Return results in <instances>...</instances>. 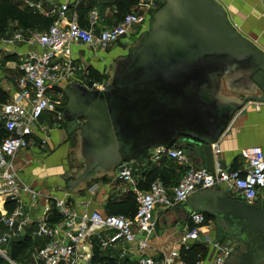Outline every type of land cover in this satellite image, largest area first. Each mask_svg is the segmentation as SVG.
Segmentation results:
<instances>
[{"label":"water","instance_id":"95a60500","mask_svg":"<svg viewBox=\"0 0 264 264\" xmlns=\"http://www.w3.org/2000/svg\"><path fill=\"white\" fill-rule=\"evenodd\" d=\"M236 74L253 83L241 101L221 94ZM255 90L259 94L251 95ZM64 92L54 127L61 140L76 135L81 167L65 190L132 168L137 157L159 147L181 148L195 167L212 169L213 146L234 116L248 101H264V51L238 31L217 0H163L113 63L102 90L71 81ZM193 211L209 214L223 236L238 241L224 264H264L263 201L249 204L219 187L204 189L167 217L185 223Z\"/></svg>","mask_w":264,"mask_h":264},{"label":"built area","instance_id":"2783aa9c","mask_svg":"<svg viewBox=\"0 0 264 264\" xmlns=\"http://www.w3.org/2000/svg\"><path fill=\"white\" fill-rule=\"evenodd\" d=\"M160 1L162 0H137V7L124 14L119 23L102 29L98 34L93 29L98 21L96 10L90 12L89 27L85 28L75 16L70 15L69 1L53 5L47 10L42 8L41 2L25 3L29 9L41 12L45 17L53 18V21L46 30L36 31L27 38L29 44L38 46L40 50L29 51L21 61L19 90L12 100L4 102L0 107V126L4 132L0 137V207L5 209L8 199L16 203L11 210L5 209L0 215V224L6 228L0 233V259L3 263L21 264L10 255L6 247L24 235L25 226L32 221L23 194L28 195L30 205H34L41 195L37 189L21 182L13 158L30 143L28 135L32 133L44 111H53L57 117L60 114L57 107L63 105L61 97L64 87L74 78L72 46L81 43L105 48L130 33L140 35L147 29ZM14 39L25 38L17 33L14 38L4 41L6 45H10ZM105 83L93 81L87 87L102 90ZM48 90L55 92L48 94ZM213 147L215 154H218L217 145ZM154 150L155 153L151 155L154 160L166 154L180 165L189 164V159L181 148L159 147ZM240 155L245 161L242 170L226 168L218 160L212 169L188 166L172 187L171 195L167 193L164 182L155 179L147 190L136 192L137 208L132 216L104 214L99 210L80 213L70 208L66 202L56 200L54 206L59 220L50 222L49 217L54 211L52 212V206L45 203L39 212L35 234L47 239L33 253L36 264H91L95 246L105 249L116 243L129 244L128 247L121 248L122 255H133L138 258L139 264H185L180 259L181 248H188L200 240L212 251L208 264H224L237 247L238 241L229 236L225 240L212 239L208 235L202 238V226L209 228L212 224L210 221L206 222L204 213L199 211L190 213L191 225L184 230L179 247H173L169 251L162 250L157 259L145 256L144 251L155 231L154 212L158 204L171 207L186 202L197 191L217 187L226 193L242 197L249 204L264 202L263 148L258 145L246 146L240 150ZM116 178L135 184L132 168L118 171ZM194 264H203V261Z\"/></svg>","mask_w":264,"mask_h":264},{"label":"crops","instance_id":"0c3cea01","mask_svg":"<svg viewBox=\"0 0 264 264\" xmlns=\"http://www.w3.org/2000/svg\"><path fill=\"white\" fill-rule=\"evenodd\" d=\"M27 1L34 3L41 2L44 10L51 8L53 5L69 1L70 15L75 16L79 24L85 28L89 27L90 12L96 10L98 12V21L93 27L96 34L104 28L116 25L120 22L124 14L137 7V1L127 6L124 0H21L19 2L21 6L27 7L25 4ZM217 1L224 7L229 20L238 31L252 40L259 49L264 51V0ZM31 10L38 12L33 9ZM27 31L31 35L40 30L28 29ZM28 32H25V36L20 32H15L8 39L14 38L17 33H20L25 39H14L10 45H6L5 43L6 48H9L7 55L9 59H4L6 61L5 66L7 67V64H9L17 68L15 71L14 69L8 70L7 75L13 76L11 80L5 79L4 76L6 73L3 76V73L0 71V80L3 78V83L0 84V88L8 94L6 102L12 100L19 90L18 79L22 74L20 69L21 61L29 51L40 50L38 46L28 43L27 38L30 36H27ZM138 37V33H130L125 38L105 48L97 45L75 43L72 46L73 65L75 67L72 81H77L87 86L93 82V79L88 76L89 73L96 71L102 76V81L106 82V74L108 73L110 63L116 56L122 54L124 48L127 50L129 43ZM5 66L4 68H6ZM227 81L228 83H225V81L223 83L221 94L235 101H241L242 97L249 95L248 92H251L253 88V83L247 80L243 74H236L232 78H228ZM253 94H259V92L255 90L252 91L251 95ZM62 95V98L64 97L65 99L63 104H65L67 95L64 91ZM2 104L0 103V107ZM49 112L53 111H44L38 118L32 133L28 135L30 143L27 147L21 149L13 158V164L21 182L37 189L41 194L34 205H30L28 203V195L23 194L24 199L28 203H26V209H29L32 221L25 226V234L16 240L29 236L33 241V246L17 259L21 264H36L33 253L46 242L47 238L35 234L38 226L39 212L45 203L52 206V212L54 211L53 215L49 217L50 222H54L56 216L59 217L54 206L56 200L66 202L70 208L80 213H90L94 210H99L104 214H111L112 209H121V205L128 204L130 196H133L136 203V192L149 188L151 174L156 175L157 179H163L165 181L164 184L167 187V193L171 195L172 187L179 181L186 168L188 166H194L190 161L189 164L180 165L174 158L166 154L154 160L151 158V155L155 153V150H147L132 162V174L135 184L116 178L118 173L116 171L114 176L93 178L73 191L65 190L68 180L71 177L74 178L81 167L78 166L77 158L75 153H73L74 140L70 137L61 140L63 136L62 131L54 127L55 122L52 123L48 116L44 117L50 115ZM3 133V129L0 126V137ZM216 145L219 148V153L215 154L214 152L213 165L218 160L222 166L229 169L242 170L245 167V161L240 155V150L243 147L258 145L264 150V101H248L243 105ZM75 167H79V169L77 170ZM6 204H8L7 206L13 207L16 205L10 199L6 201ZM6 204L5 209L11 210L7 208ZM180 205L181 203L174 204L171 207H166L161 204L156 206L154 212L156 227L149 239V246L144 251L145 256H151L157 259L160 257L162 250L169 251L173 247L180 246L179 241L184 230L191 225L190 217L188 216L185 223H181L180 221L170 222L167 217L169 211ZM5 209L0 207V215ZM161 217L164 218L163 226L160 225ZM209 221L212 224L211 227L207 228L203 225L201 228L202 238L208 235L210 238L216 239L215 236L218 233L220 235L219 239L225 240L226 238H224L222 230L216 227L215 220L212 219ZM159 228H162L161 230L163 231H168L165 234L160 233L158 235L157 230ZM5 229L0 224V233ZM151 239L155 240L154 244H152ZM168 239L171 243L170 247H161L160 243ZM195 243L202 244L207 248V256L201 261H203V264H208L212 251L208 249L202 240L192 244ZM128 246L129 244L126 243H116V245L103 249V252L105 255L113 257L116 264H118L120 258L122 259L121 263L129 264V257H136L131 254L122 255L121 248ZM6 248L9 249V246ZM180 259L185 263L181 257V251Z\"/></svg>","mask_w":264,"mask_h":264},{"label":"trees","instance_id":"16d2710c","mask_svg":"<svg viewBox=\"0 0 264 264\" xmlns=\"http://www.w3.org/2000/svg\"><path fill=\"white\" fill-rule=\"evenodd\" d=\"M127 6H130L136 3L137 0H124ZM12 20H16L26 29H35V30H46L52 23L53 18L45 17L41 13L34 12L28 7H23L19 4L12 3L9 0L0 1V34H6L7 28ZM93 81H102V76L96 71L89 73L88 75ZM8 94L0 88V103L6 102ZM157 179L156 175L151 174L149 178V185L152 181ZM162 179V178H161ZM165 183V181L162 179ZM148 185V187H149ZM147 187V188H148ZM146 188V189H147ZM8 204H6L7 206ZM122 206V207H121ZM121 209L115 208L111 210V214H123L132 216L135 212L136 203L133 196L129 197L128 204L121 205ZM13 206H7L8 209H12ZM206 222L214 219L209 214H205ZM59 217L56 216L54 220H59ZM33 246V241L31 237L26 236L22 239L15 240L9 245L10 255L18 259L23 253H25L29 248ZM207 248L202 244H192L188 248H181V257L185 261V264H194L197 261L204 259L207 256ZM0 264H3V261L0 260ZM91 264H116L113 257L105 255L104 252L98 246L94 247L93 258Z\"/></svg>","mask_w":264,"mask_h":264},{"label":"rangeland","instance_id":"374dc122","mask_svg":"<svg viewBox=\"0 0 264 264\" xmlns=\"http://www.w3.org/2000/svg\"><path fill=\"white\" fill-rule=\"evenodd\" d=\"M1 1V0H0ZM9 1H11L12 3H16V4H19L20 5V2L19 1H21V0H9ZM163 4V0L162 1H160L159 3H158V5H157V8L155 9V11L159 8V7H161V5ZM8 30L6 31L7 33L6 34H0V71L3 73V76L5 75L4 73H6V75L4 76L5 77V79H8V80H11V79H13V76H10V75H7V72H8V70L9 69H14V71L17 69V68H15V67H13V66H11V65H9V64H7V67L5 66L6 65V61H4V59L6 60H8L9 58V56H7L8 55V53H9V48H6V45H5V42H4V40H6V39H8V37L9 36H12L15 32H20L22 35H26V33L25 32H28L27 30L28 29H26V28H24L23 27V25H21V23H19L18 21H16V20H12L11 21V23L9 24V26H8V28H7ZM146 30V29H145ZM30 35V32H28L27 33V36H29ZM136 40H134L133 42H135ZM122 48H124V47H122ZM128 52V49L127 50H125V48L123 49V52H122V54H120V55H118V56H116L115 58H114V60L110 63V65H109V67H108V73L106 74L107 75V80H108V78L110 77V69H111V67H112V65H113V63L118 59V58H120L121 56H123V55H125L126 53ZM4 66L6 67V68H4ZM106 80V81H107ZM1 83H3V78L0 80V84ZM56 90V89H55ZM54 90H48V94H54ZM62 98V97H61ZM62 101H63V103L65 102V99H64V97L62 98ZM50 113V115H46V116H44V117H47L48 116V118H49V120L53 123V122H58V118H57V115H56V113L54 112H49ZM74 146H75V148H76V143H74ZM73 153H75V154H77V150H73ZM162 228H159L158 230H157V234L158 235H160V233L161 234H165L167 231H163V230H161ZM169 231H171V230H169ZM217 231V230H216ZM229 237H232V236H230V235H228ZM216 239H219L220 238V235L218 234V233H216ZM224 238H227V236H224ZM233 238V237H232ZM151 242H152V244H154L155 243V240L154 239H151ZM163 243H160V246L162 247H170V242H169V239L168 240H163L162 241ZM2 246H5V245H2ZM101 251L103 252V249H101ZM129 261H130V263L129 264H137L138 262V260H137V258H133V257H129ZM1 260V259H0ZM121 258L118 260V264H120L121 263ZM2 261V260H1ZM3 264H6V263H3ZM121 264H124V263H121Z\"/></svg>","mask_w":264,"mask_h":264},{"label":"flooded vegetation","instance_id":"af4514ba","mask_svg":"<svg viewBox=\"0 0 264 264\" xmlns=\"http://www.w3.org/2000/svg\"><path fill=\"white\" fill-rule=\"evenodd\" d=\"M71 139H73L74 140V143H76V135L75 134H73V136L71 135V136H69Z\"/></svg>","mask_w":264,"mask_h":264}]
</instances>
